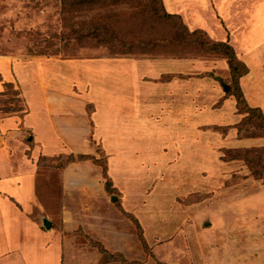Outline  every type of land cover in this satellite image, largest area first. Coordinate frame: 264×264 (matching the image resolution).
<instances>
[{
  "label": "rangeland",
  "instance_id": "374dc122",
  "mask_svg": "<svg viewBox=\"0 0 264 264\" xmlns=\"http://www.w3.org/2000/svg\"><path fill=\"white\" fill-rule=\"evenodd\" d=\"M189 1L196 2L190 12L196 25L206 29L213 41L228 42L252 69L264 72V0H163L169 13L189 10ZM120 11L114 14L120 38L130 28L129 41L144 44L135 56H114L108 47L77 42L70 30L74 22H66L62 0H0V58L10 59L13 69L14 64L46 58L170 57L172 48L160 41L174 33L171 23H143L141 16L153 17L149 6L138 11L127 6L125 18L117 14ZM77 15V21L86 19L85 14ZM219 31L226 37H219ZM188 53L195 61L224 58L206 51ZM11 83L16 92L11 90L0 101L14 98L18 107L22 100L25 111L7 114L0 109V120L22 118L27 112L20 81L16 78ZM228 85L230 89L231 82ZM258 101L264 104V92ZM88 110L92 111V105ZM9 132L0 136V143L8 136L14 138L10 153L15 175L33 180L36 199L30 182L15 187L23 201L8 196L17 210L0 200L4 218L15 214L9 227L0 229V264H264V148L227 152V160L244 164L229 170L226 185L222 184L225 191L217 192L202 186L211 181L202 179L200 167H186L182 173L183 169L169 165L173 154L163 150L167 149L162 146L164 137L157 152L163 160L154 165L147 162L151 153L142 151L143 165L136 168L117 160L120 153L107 152L97 141L90 142L91 147L50 144L46 149L42 146L41 153L29 130L20 126L17 135ZM241 134L264 136L262 117L253 115ZM74 152H86L92 160H81V154ZM46 156L50 158L41 159ZM4 189L12 192L0 183V192ZM44 219L51 222L50 229L45 228ZM30 223L36 230L28 229L25 224ZM7 234H11L9 242L3 238Z\"/></svg>",
  "mask_w": 264,
  "mask_h": 264
},
{
  "label": "crops",
  "instance_id": "0c3cea01",
  "mask_svg": "<svg viewBox=\"0 0 264 264\" xmlns=\"http://www.w3.org/2000/svg\"><path fill=\"white\" fill-rule=\"evenodd\" d=\"M189 2V10L180 9L178 13H169L164 2L163 5L167 13L181 16L189 28L192 25L194 30L190 28L191 31L201 28L207 33L206 29L192 21L190 12L193 6L196 7V2ZM219 34V37H226ZM203 59L46 58L14 64L12 69L10 59L2 57L0 94L6 91V84H12L11 81L17 78L28 108L22 118L12 116L0 120L3 121L0 122V136L11 135V130L17 135L22 126L34 135V143L41 145L36 146L41 153L42 146L46 149L50 144L91 147L90 142L97 141L107 152L120 153L122 157L117 160L136 168L143 165V157L139 154L142 151L151 153L147 162L157 165L163 160L157 152L164 137L162 146L166 145L167 149L162 147L163 150L173 154L168 160L170 166L183 169L182 173H185L186 167H200L202 179L211 181L206 182L207 187L202 184L205 190L224 192L222 184L226 185L229 170L244 164L242 160H227L226 153L264 148V137L240 136L239 127L246 115L239 112L236 98L226 94L231 78L227 60L222 57ZM238 59L249 69V73L240 80L247 104L260 109L264 115V104L258 101L261 92H264V72L252 69L246 57ZM98 86L102 90L97 89ZM78 105L82 106L80 110ZM90 105L91 112L88 110ZM13 139L8 136L0 143V183L12 188V192L7 189L0 192V195L3 193L0 200L17 210L8 196L18 202L25 198L20 193L15 194L16 186L31 182L34 200L36 197L33 180L15 175V162L10 153ZM73 154L86 155V152ZM110 162L114 164V157ZM21 215L25 221L29 220L25 214ZM14 216L10 215L9 219ZM9 219L4 218L0 211V229H7L8 222H12ZM25 225H29L28 229L32 231L36 230L34 223ZM3 238L8 242L12 240L11 234ZM6 246L10 245L6 243Z\"/></svg>",
  "mask_w": 264,
  "mask_h": 264
},
{
  "label": "trees",
  "instance_id": "16d2710c",
  "mask_svg": "<svg viewBox=\"0 0 264 264\" xmlns=\"http://www.w3.org/2000/svg\"><path fill=\"white\" fill-rule=\"evenodd\" d=\"M127 6L137 9V11L146 9L149 6V13L153 17L141 16L143 23L146 25L149 24L147 23L148 21H161L159 24L169 22L172 26H174V33L170 37H163L160 41L163 46L167 44L169 48H172L168 54L170 57H190L188 56L190 55L188 53L190 50L196 55H200V52L205 53L206 51L208 53L212 52L224 56L229 65L231 75L230 89L226 92V94L236 98L239 112L246 115L245 120L239 127L240 136H242L241 133L243 132V125H245L250 118L252 119L253 115L261 116L264 121L262 111L258 108H251L247 104L245 96L242 92L240 80L249 73V69L246 64L238 59L235 49L228 42L213 41L203 30L197 29L195 31H191L184 23L181 16L166 12L162 0H62V10L65 15L66 22L70 24L74 22V25H72V28L70 29L72 32L71 35L74 36L73 38L86 47H108L114 56H135L137 54L136 51L144 45L142 43L136 45L134 42L129 41V37L132 32L130 28L125 29L124 33L121 32V38L119 30H116L118 27V21L116 20L118 18L117 16H114L115 10H121L117 14L125 18L124 12L126 11ZM100 11L103 13L100 14ZM94 12H97V15L89 18V16ZM111 13L112 16H110ZM77 14H80V16L85 14L84 17H86V19L77 21V19L80 18ZM125 22L130 23L127 19H125ZM4 87L6 91L0 94V98L7 97V93L11 90L16 92L12 84H6ZM19 96L20 95L17 94V97ZM13 99L0 101L1 111H4V113L7 114L23 113L25 111V106L22 105L23 101L20 100V105L16 107L17 103L15 100L13 101ZM12 106H14V109ZM242 137L256 138L264 136L251 135ZM71 157H74V155H71ZM43 158L46 160L48 159L47 157H42L41 159ZM79 158L84 161L92 160V158L88 155H80ZM137 227L140 230L139 224H137Z\"/></svg>",
  "mask_w": 264,
  "mask_h": 264
},
{
  "label": "water",
  "instance_id": "95a60500",
  "mask_svg": "<svg viewBox=\"0 0 264 264\" xmlns=\"http://www.w3.org/2000/svg\"><path fill=\"white\" fill-rule=\"evenodd\" d=\"M224 87H225L226 90L228 89V86L225 85ZM43 224H44L46 229H50L51 228V222L48 219H44Z\"/></svg>",
  "mask_w": 264,
  "mask_h": 264
}]
</instances>
